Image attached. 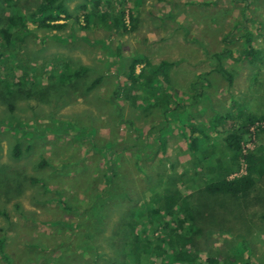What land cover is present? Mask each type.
Returning <instances> with one entry per match:
<instances>
[{
	"label": "rangeland",
	"instance_id": "374dc122",
	"mask_svg": "<svg viewBox=\"0 0 264 264\" xmlns=\"http://www.w3.org/2000/svg\"><path fill=\"white\" fill-rule=\"evenodd\" d=\"M95 1L63 3L74 18L79 5L91 11ZM99 1L105 27L93 23L84 30L65 19L55 31L37 29L30 18L42 0H0V28L14 14L25 17L20 42L8 46L0 37V49L12 54L1 69L28 77L16 92L0 87V264H118L114 251L118 240L131 238L125 227L132 220L134 235L159 254L153 264H169L160 257L167 254L162 225L150 220L162 205L157 199L167 203L164 190L174 197L175 212L163 217L160 208L162 222L187 233L202 261L210 250L226 257L237 248L248 264H264V172L239 199L205 198L201 185L218 175H247L242 157L236 163L230 155L221 158L233 128L246 126L242 155L264 158V0H247L244 14V3L234 0ZM248 42L260 52L253 63L237 54ZM225 47L231 54L221 63L230 80L215 72L214 55ZM138 56L172 64L171 116L125 98L128 67ZM65 64L88 70L58 83ZM199 73L201 85L192 91ZM250 116L258 119L249 124ZM187 122L202 124L215 146L190 153ZM216 158L230 169L215 168ZM184 200L193 229L185 227ZM128 245L123 264L152 258L132 255Z\"/></svg>",
	"mask_w": 264,
	"mask_h": 264
},
{
	"label": "trees",
	"instance_id": "16d2710c",
	"mask_svg": "<svg viewBox=\"0 0 264 264\" xmlns=\"http://www.w3.org/2000/svg\"><path fill=\"white\" fill-rule=\"evenodd\" d=\"M234 1L244 3V6L241 8L242 14H244L247 10V0ZM100 8L101 2L99 0L95 1L94 8L91 11H87L86 5H79L77 8L78 13L74 18H72V14L64 5L63 0H42V3L35 9L32 14H30V18L36 20L35 23L37 25V29L49 28L57 31L63 29L65 25V23L58 24V22L65 19H73V21L77 25H80L82 23V28L86 30L90 28L91 24L93 23L99 26H106L107 16L105 15V13L100 11ZM24 19V16L20 14H14L13 16L8 18L7 24L4 27L0 28V37L2 38V42H4L5 45H14L15 42H20V40H22V36L19 30L20 28L25 29V25L22 23ZM116 22L114 26H117ZM123 29L124 32H127L125 26H123ZM228 42L229 41H227V43ZM5 49L6 48H4L3 50L0 49V63L5 62L6 60L8 61V58L12 55L11 54L8 57V55L3 53ZM230 54V48L225 47L219 53H216L214 55V58L218 62L215 72L227 80H230V73L224 68L223 64L221 63V59L223 57H230ZM237 54L239 59L248 60L250 61V63H253L255 59L260 56V52L251 47L249 45V42L248 45L243 50H239ZM137 65H142L140 72H136ZM171 66L172 64L168 62H160L154 65L147 57L143 56H138L137 58L133 59L127 71L126 85L128 84V86L126 88L123 87L122 89L125 98L132 100V102H134V99L145 100L150 107L151 105L153 107H158L161 111L165 112L167 116H171L170 113L174 112V110L176 109V102L174 101V98L171 94H168V92H166L167 85H169V73L167 72V70H169ZM63 68L64 70H62L59 77L56 78L58 83L62 84L70 83L73 78H80L88 70L82 69V67H80L79 69H70L67 64H65ZM202 76L203 75L199 73L192 84H190V89L192 91H197L198 87L201 85ZM160 77L162 78V80ZM100 81V77L96 78L91 83L90 88L95 87L100 83ZM27 82L28 77L26 78L24 75L16 77L15 73L9 70V68L1 69L0 66V87L5 88L9 93H12L13 90L14 92H16V88L21 90V87H23V85ZM135 91L136 93H134ZM202 95L203 94L199 92L192 95L191 98L193 99V102H197L201 99ZM150 100L152 101L151 103ZM257 119L258 118L256 117L250 116L247 122L250 124ZM220 120H222V118ZM217 122H219L218 119ZM240 127L241 128L237 130H234V128L229 130L227 136H225L222 143L225 149V153L222 154L221 158H225L230 155L227 159H229L233 163H236L242 157L244 162L246 163L247 175L233 179H227L222 175H218L214 179L210 178L209 180L205 181L201 180L202 192L205 198H215L217 200H221L220 198L227 199L228 197H232L233 199L234 196L238 199L244 197L246 193L253 187L255 182L254 177L264 172V158L256 156L253 153L242 155V151L240 149V141L243 139V136L241 138V135H244L246 126ZM185 130L186 133H184V135L188 140L187 145L188 151L190 153H199L206 147L213 148L215 146L213 145L214 143L209 144L210 136H208L207 131L204 129L202 124L198 125L192 122H187ZM215 161H217V158L215 159ZM214 166L215 168H220L222 171H224V173L230 169V167L225 166L222 160H218ZM203 167L204 164H202L201 168ZM211 169L212 168H209V171H211ZM113 177L114 176H112V179ZM169 194V190H164V197L167 199L166 204L160 198L156 201V204H162L158 205V208L160 207L163 209V217H174V205L170 203H173L174 197L171 195L169 197ZM180 205H182L184 210L183 217L185 227H192L193 229L195 227V220L194 217L191 216L192 211H190L186 205V200L182 201ZM160 208L157 213H153L152 216H150V220L162 225L163 231L166 236V239L162 238V242L167 249V254H162L161 252L160 257H162V255L167 257L169 264H248V258H242L244 252L237 248H232L231 250L233 251V253L231 255H227L226 257H220L221 254H217L214 257L212 254V250H210V253L207 252L204 260L202 261L198 256V252L193 251L191 245L192 238L189 237L187 233L181 231L176 232V229L171 227L168 222H162V217L160 216V213L162 211ZM136 225L137 222L133 220L132 222L127 223L125 228L129 230L131 238H121V240H118L119 247L114 251V253L120 255V261H118V264H123V259H121V257L125 254L124 249L125 247H127V243L129 240L131 241L129 243L130 246H128L133 249L132 255L137 257L143 255H146V257H152L151 259H147L143 256L144 259H147L146 261H141V259L136 261V259L134 260L132 258L131 264H153V259H158L159 254H155V249L150 247V244L147 243V240H141L140 237L134 235V229ZM87 226L91 227V229L88 231H92L93 226ZM92 244L93 243H91L90 246ZM3 245V240H0L1 254L3 253ZM128 255L129 254L127 253V256Z\"/></svg>",
	"mask_w": 264,
	"mask_h": 264
},
{
	"label": "crops",
	"instance_id": "0c3cea01",
	"mask_svg": "<svg viewBox=\"0 0 264 264\" xmlns=\"http://www.w3.org/2000/svg\"><path fill=\"white\" fill-rule=\"evenodd\" d=\"M184 136V135H183Z\"/></svg>",
	"mask_w": 264,
	"mask_h": 264
}]
</instances>
